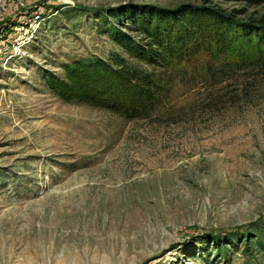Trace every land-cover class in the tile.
I'll return each instance as SVG.
<instances>
[{"label":"rangeland","instance_id":"1","mask_svg":"<svg viewBox=\"0 0 264 264\" xmlns=\"http://www.w3.org/2000/svg\"><path fill=\"white\" fill-rule=\"evenodd\" d=\"M187 4L264 15L225 0H0V264H264V63L173 62L157 70L165 104L134 120L43 85L108 56L129 11Z\"/></svg>","mask_w":264,"mask_h":264},{"label":"trees","instance_id":"2","mask_svg":"<svg viewBox=\"0 0 264 264\" xmlns=\"http://www.w3.org/2000/svg\"><path fill=\"white\" fill-rule=\"evenodd\" d=\"M264 5V0H225ZM127 33L111 35L106 57L61 64L43 85L65 103H82L125 120L148 117L165 104L167 91L157 70L200 53L240 70L264 63V15L239 21L209 6L129 11Z\"/></svg>","mask_w":264,"mask_h":264},{"label":"built area","instance_id":"3","mask_svg":"<svg viewBox=\"0 0 264 264\" xmlns=\"http://www.w3.org/2000/svg\"><path fill=\"white\" fill-rule=\"evenodd\" d=\"M40 21H41L40 14L39 13L34 14V16L31 19L32 25H35V28H36V26L39 24Z\"/></svg>","mask_w":264,"mask_h":264}]
</instances>
